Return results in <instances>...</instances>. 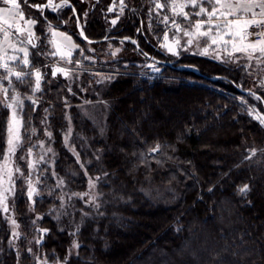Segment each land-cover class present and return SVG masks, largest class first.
<instances>
[{
	"label": "trees",
	"instance_id": "16d2710c",
	"mask_svg": "<svg viewBox=\"0 0 264 264\" xmlns=\"http://www.w3.org/2000/svg\"><path fill=\"white\" fill-rule=\"evenodd\" d=\"M71 1V7L62 11L47 8L44 14L38 12L35 31L43 51L31 60L36 68L50 65L42 54L50 53L49 40L55 30L69 32L79 45H88L77 25L79 37L69 31V20L77 23L78 17L79 21L83 18L81 2ZM117 1L95 3L84 30L87 39L107 37V43L131 38L136 44L128 42L129 46L140 55L156 52L165 61L168 58L172 66H164L168 74L165 79L120 76L106 90H97L101 100L111 104L104 133L93 121L74 112L77 133L72 144L88 146L85 152L79 148L82 161H89L87 171L99 177L102 204L97 212L90 209L92 217L81 219L78 212L56 222L46 214L58 201L47 196L38 199L35 212L29 213L24 184L29 171L21 157L44 140L45 119L57 151L56 171L69 179L70 192H83L88 176L64 145L62 132L69 104L62 98H71L69 90L49 87L42 91L36 108L31 103L26 105L25 119H31V127L37 132L31 134V127L25 129V143L17 156L24 175L17 181L14 208L27 236L24 245L39 224L35 218L44 215L40 225L49 232L41 251L52 261L67 259L71 233L78 228L82 246L67 264H264V160L259 168L252 162L263 159L264 127L239 101L254 99L240 90H248L244 69L192 53L174 59L156 48L144 32L145 15L154 9L148 0H124L125 18L114 31L117 37H111L105 15ZM46 25L48 31L42 28ZM254 92L264 96V90ZM257 105L264 111V103L258 101ZM7 117L3 110L0 162L6 151ZM156 145L160 150L153 154L151 149ZM252 150L261 156L252 159ZM50 182L44 177L42 186ZM245 185L248 191L241 192ZM151 190L152 196L147 194ZM163 192L165 197L156 200ZM10 238L0 211V264H33L28 253L19 259Z\"/></svg>",
	"mask_w": 264,
	"mask_h": 264
},
{
	"label": "rangeland",
	"instance_id": "374dc122",
	"mask_svg": "<svg viewBox=\"0 0 264 264\" xmlns=\"http://www.w3.org/2000/svg\"><path fill=\"white\" fill-rule=\"evenodd\" d=\"M81 2V5L83 6V18L78 21L77 23H74L72 21H68V28L69 31L73 32L76 36H78L77 32L75 31V27L77 25L79 31L82 28L83 33L85 30V27L87 25L89 16L91 11L93 10L95 3L98 2L99 0H78ZM129 1V0H128ZM21 4V9L20 11L23 12V19H19L17 16L16 22H18V25L22 29H28L29 27L31 28V31L34 33V38H33V43L36 45L35 47H32V45L27 44L26 42V35L27 33L24 32L23 34L20 35L21 40H25L24 44H20L16 40V32L15 29H13L12 32V37H11V42L16 45V47H27L29 51V56L28 59L30 61V66L25 67L24 65L20 64L19 60L15 61L14 63L10 64V66H13L16 68V71H24V72H31L34 69H39L41 72V90L40 91H32V87H34L35 84V78L34 76L28 80L27 84H21L20 82L16 81L15 78L12 80V85L15 86V92L19 93L20 99L23 100V105L22 107H18L16 109L17 111V116L22 120V127L20 128V135L22 138V146L25 143V129L31 127V119L26 120L25 119V111H26V105L31 103L32 101L27 99V97H32L33 100L36 101V104L34 105L35 108L39 105L38 103L41 102V94L43 90H48L50 87L51 90H69V95L71 98L66 99L62 98L63 102L68 105V108L66 109V126L63 127V136H68L67 144H65L64 140V145L66 148L72 152L74 156L75 153H79V161L81 164L84 165V169H86L87 164L89 161H82L83 159L81 158V152H85L84 150L88 149V146H83L81 147H76V145L72 144V139L76 131V121H75V113L80 112V116L84 117L90 121H93L96 127L99 128L100 132L104 133L106 130V122L109 117V108L111 107V104L108 101H103L101 100V95L97 93V90H106L110 84L115 82L120 76H134L138 77L139 80H158V79H165L167 78L168 74L165 75V67L158 62L154 61L153 59H162L161 56L159 57L156 52H153L152 56H143L140 55L136 50L129 44L128 42L135 41L134 39H117L119 41H113L110 40L109 42L101 45H93L88 43V45H79L75 38L69 33L61 30H55L53 31V36L50 38L49 43L52 45L51 46V51L50 53L47 54H42L43 58L47 61L50 60V65L45 67H39L36 68V66L32 63V58L34 55L38 56L40 54L43 46H41L43 43L40 38L37 37V33L35 31V27L37 26V17H38V12L36 8L29 7L24 4V0H19ZM71 0H69V3L71 4ZM35 3H40L43 4L40 0H28V5L35 4ZM55 4H60L61 0H54ZM149 6L154 7V5L151 3V0H148ZM115 4V7L113 8V5ZM124 11L123 14L120 13V1L113 2L110 8H113L112 11H107L108 15L106 14V26L108 30V34H112L111 37H117L115 29H118L122 25V21L125 18V12L127 10V6L124 3ZM11 8V5H5L3 4L2 0H0V8ZM65 7H61L57 9L56 11H62L64 10ZM47 8L44 9L43 13H45ZM85 13L87 15H85ZM164 15H169L171 16V13L168 11L167 8H165L163 11L160 10H154L153 9L148 12V15H145L146 21L144 23V32L149 36L150 40L155 43L156 48H160L161 51H164L166 54H169L171 58H178L182 54L186 53H197L198 49L196 47L197 41L193 42V46L188 49V51H184L182 48L180 49L179 55H172L168 53L163 47H161L162 44L168 43V44H173L174 43V38H173V32L169 31V26H166L165 24L161 23L160 21L163 19ZM3 18H6V14L0 13V23L3 25ZM34 20L36 23L34 25H27L25 23L26 20ZM179 19V17H177ZM199 19V18H196ZM116 20L117 22L115 24H112V21ZM12 22V21H10ZM149 24H151V29H149ZM171 24V20L169 21V25ZM48 25L42 27L44 30L48 29ZM52 32V30H51ZM114 32V33H112ZM167 33L168 35V41L163 40L164 34ZM57 34V36H55ZM63 34V35H61ZM60 35V36H59ZM71 37V46L69 45V41L65 39V37ZM79 37V36H78ZM119 37V36H118ZM107 38V37H106ZM178 38L180 39V44L185 45V41L188 39V37H184L183 33L178 34ZM87 41V40H86ZM123 41V43H121ZM249 41V37L247 40L241 41V44L243 46L247 45L246 42ZM136 42V41H135ZM68 43V44H67ZM249 43V42H248ZM136 44V43H135ZM72 45H78V47H72ZM199 45L201 48H203L204 41L203 39L199 40ZM186 46V45H185ZM5 48H7V45H4ZM216 45H213V48H216ZM221 48L223 46H220ZM116 49H120L119 52H116ZM81 50H83L81 52ZM43 51V50H42ZM7 55H17V56H22V53L13 52L11 48H7ZM199 55V54H197ZM259 55V53H257ZM202 56H209L212 58H215L216 60L222 62L226 61L230 65L234 66H241L244 69V74L247 75L248 80L245 81L246 87L251 90H262L261 88L258 87L259 83L264 80V64H257L256 61L253 59L249 61L244 54H235L234 57H227L226 54L221 51L219 54V58L216 57L215 53L213 52L212 49L209 50L208 55H202ZM40 57V56H39ZM85 57H89L90 59H86ZM50 58V59H49ZM40 59L43 61V59L40 57ZM173 59V60H174ZM69 60L71 62H69ZM169 61L168 58H166V61ZM222 60V61H221ZM251 64V67L248 65ZM57 68H62L66 71L69 72V76L65 77L62 73L56 72ZM185 68V67H183ZM188 68L187 70H193L197 72L196 69L191 68V67H186ZM4 70L0 68V74H3ZM55 72V75L53 73ZM48 74V75H46ZM47 76V78H46ZM166 76V77H165ZM110 77V78H109ZM47 79V80H46ZM47 83V89L45 87V82ZM190 82L194 83V80H190ZM244 82V81H243ZM4 87L9 88V101H11V98L14 96L13 88L12 86H9L7 81H3ZM25 90V91H24ZM96 94H98L99 98L97 97V100L94 101L93 98L96 97ZM91 97V98H90ZM239 101L245 105L249 110L255 108L258 110V112L262 115H264V111H261L259 108L258 101L255 99H252V101L245 99V98H239ZM243 101H247V103H243ZM4 96L2 91H0V114L2 113L3 110H6L8 112V117L6 118V123L11 115V109L7 108L4 106ZM34 113L31 114V117H33ZM47 115V114H46ZM49 116V114H48ZM48 118V117H47ZM258 121V120H257ZM259 122V121H258ZM260 123V122H259ZM45 131H49V123L47 119L44 121ZM264 127V125H262ZM33 126L31 127V129ZM37 132V131H36ZM51 132V131H49ZM52 133V132H51ZM31 134H33L31 130ZM8 135V133H7ZM78 135V134H77ZM84 134H79V136H83ZM78 136V137H79ZM7 140V138H6ZM43 141V149L40 147V142ZM38 141L37 143L34 144V146H31L32 148V157L29 158L27 155V151L24 152V162L25 165L27 166V163L29 159L32 160H37L40 155H44L45 162L38 163L36 165V170L32 171L28 167L29 175L31 174V179L32 182L36 185V188L38 189V195L34 194L31 200L29 199V213L32 215L33 212H35L34 208L36 206V202L38 199L41 197H48V198H53L58 201L54 202L53 206L51 209L48 210V215H52L54 221H61L62 219L66 220L69 219V217L72 215L75 217L78 212L81 213L80 218L83 219L85 217H92L94 214L93 212L91 213L90 209L95 208V212L99 211L101 208L102 204V196L100 193V187H99V179H96L98 176L97 175H91L89 174V170L87 171V176H88V182L86 185V189L83 192H89V196L85 197L84 200H81L77 196H72V193L70 192V185H69V179L66 177L62 176L59 172L56 171V160H57V151L54 147V142H53V133L52 137L49 140V138L45 135L44 140ZM21 147L17 148L15 156L10 157V160L12 163L8 165V167H11L13 169V176L12 180H8V176L6 174V171H2L3 169V164L4 161L2 160L0 162V175H2V180H0V191H3L6 188H12V192H5V195L7 196V207H8V212L3 211V205L0 204V211L4 216V219L7 221L10 233H11V238H10V245L11 247L18 253L19 259L21 258V255H24V253H28L32 256L33 259V264H40L41 261H44L45 259L47 260V264H67L68 259H70L72 256H76L79 253L80 247L82 246L81 239L79 237L80 230L74 229L72 233H75V235H72V244L70 247L69 255L67 259L65 260H57V261H52L49 256H46L44 253L41 251V246L44 245L45 242V237L48 234L49 230L47 229L46 232H42L43 228L40 224V221H42L46 216H38L35 218L36 221L39 222V224L36 223V229L35 233L32 235L31 239L27 242L26 245H24L23 240L27 238L26 234L24 233L18 217L17 213L14 208V200L16 196V185L18 179L21 177L19 173H15V168L19 167L18 164V152L21 150ZM48 147H51L53 149V152L45 154V151ZM7 148V144H6ZM78 148V149H77ZM73 149L75 150L73 152ZM256 154L252 155L253 158L255 159L258 156L257 151H255ZM156 153V152H154ZM153 153V154H154ZM97 155V153H96ZM77 158V157H76ZM264 160L259 158L258 160H252L254 166L256 165L258 168L260 165L261 161ZM20 168V167H19ZM21 170V168H20ZM87 170V169H86ZM55 172L56 175L53 176L52 173ZM28 175V177H29ZM44 177H49L52 182L47 186V184L43 185L44 189L41 192V189L43 188L42 186V180ZM92 178V180L95 182V188L89 190V178ZM37 178L39 179V183H37ZM63 178L64 180V185L58 187L57 186V181L59 179ZM26 191H28V183L27 179L24 182ZM14 185V186H13ZM166 191V190H165ZM81 192V193H83ZM148 195L152 196L153 190H151ZM95 195L96 200L92 203H89L88 201L90 200L91 196ZM147 195V196H148ZM28 196V195H27ZM63 196V201L59 197ZM71 197V199H69ZM164 196V192L160 193L158 196H156V200L162 199ZM77 199H79L81 202H79ZM98 205V207H97ZM75 209H78L79 211H76ZM87 213V215H85ZM15 219L17 224L19 225L18 228L14 227L11 224V220L9 219ZM36 217V216H35ZM74 221V220H73ZM65 227V226H64ZM19 232L20 235L19 237H14L13 232ZM37 240H40L41 242L38 244ZM76 243L79 245V247H73V243ZM32 249V251L29 253L27 249ZM39 258V260L37 259ZM20 261V260H19ZM18 264H22L21 261Z\"/></svg>",
	"mask_w": 264,
	"mask_h": 264
},
{
	"label": "snow or ice",
	"instance_id": "6c2138e0",
	"mask_svg": "<svg viewBox=\"0 0 264 264\" xmlns=\"http://www.w3.org/2000/svg\"><path fill=\"white\" fill-rule=\"evenodd\" d=\"M3 4L11 5V8H0V13L6 14V18H3V25H0V51L3 52V55H0V68L4 70L3 74H0V91H2L4 96V106L11 109V115L7 121V148L3 154V169L2 171H6L8 176V180H12L13 169L8 167L12 161L10 157H14L17 148L22 146V138L20 135V128L22 127V120L17 116L16 109L18 107H22L23 100L20 99L19 93L15 92V86L12 85V80L15 78L16 81L21 84H27L28 80L34 76L35 84L32 87V91H40L41 90V72L39 69H34L31 72L24 71H16V68L10 66V64L19 60L20 64L25 67L30 66V61L28 59L29 51L27 47H16L15 44L11 42L12 32L15 29L16 32V40L20 44H24L25 40L20 39V35L24 32L27 33L25 39L27 44L35 47L36 45L33 43L34 33L31 31V28L22 29L19 27L18 22H16V17L19 19H23V12L20 11L21 4L19 0H2ZM151 3L154 5V10L163 11L165 8L171 13V16L164 15L163 19L160 21L161 23L169 26V31L173 32L174 43L168 44L164 43L161 45L168 53L172 55H179L180 49L182 48L184 51H188L190 47L193 46V42L197 41L196 47L198 49L197 53L199 55H208L209 50L212 49L215 53L216 57L219 58V54L223 51L227 57L231 58L235 56L236 52L244 53L245 57L251 61L255 60L257 64H264V0H151ZM24 4L36 8L41 13H43L45 8L52 9L53 11L61 8V7H71L69 0H61L60 4H55L54 0H47V3L40 4L35 3L28 5V0H24ZM120 13L123 14L124 11V0H120ZM115 4L113 5V8ZM113 8H110L109 11H112ZM185 9H190L186 11ZM75 13V9H72ZM85 15H87L85 13ZM179 17V19H177ZM199 18V19H196ZM171 20V24L169 25V21ZM12 21V22H10ZM79 21V17L77 18V22ZM117 21L113 20L112 24H115ZM25 23L29 26L34 25L36 21L34 20H26ZM255 27L257 29L256 32H249L248 29ZM149 29H151V24H149ZM183 33L184 37H188L185 41V45L180 44V39L178 38V34ZM63 35V34H61ZM256 36L257 40L243 47H237L234 42L237 37L240 38L241 41L247 40L249 36ZM81 36H83V29L81 28ZM225 37H229V39H225ZM67 41L71 44V37H65ZM87 40V37H84ZM129 39V38H126ZM203 39L204 47L201 48L199 45V40ZM164 41H168L167 33L163 36ZM91 43V41H88ZM123 43V41H121ZM132 43H136L132 41ZM7 45V48H11L13 52L22 53V56L17 55H7V48L4 47ZM213 45H216V48H213ZM223 45L221 48L220 46ZM72 47H78V45H72ZM83 50H81L82 52ZM120 49H116V52H119ZM259 53V55H257ZM146 55V54H145ZM86 59H90L89 57H85ZM69 62H71L69 60ZM251 67V64L248 65ZM264 71V69H262ZM56 72L62 73L65 77L69 76V72L62 69L57 68ZM55 75V72L53 73ZM110 78V77H109ZM3 81H7L9 86H12L14 96L9 101V88L4 87ZM259 88L264 90V80H262L259 85ZM70 90V89H69ZM249 94L257 101L264 103V96L258 95L256 92L251 89L248 90ZM27 99L32 101V104L35 105L36 101L32 99V97H27ZM243 103H247V101H243ZM47 111V110H45ZM250 115H253L254 119L258 120L261 125H264V115L260 114L257 109L253 108L249 112ZM33 134H35L36 129H32ZM49 140L52 137V133L49 131H45L44 133ZM65 144H67L68 136L64 137ZM44 142H40V147L43 149ZM160 150V146L156 145L151 149V152H157ZM27 155L29 158L32 157V148L29 147L27 150ZM45 151V154L53 152L51 147H48ZM75 150L73 149V152ZM255 150H252V155H255ZM77 157V162H79V153H75ZM98 158V157H97ZM250 158V157H248ZM21 159H24L22 156ZM45 162L44 155H40L37 160L29 159L27 163V167L35 171L36 165L38 163ZM84 165L81 164V168ZM15 173H19L20 176H23L24 173L20 170L19 167L15 168ZM85 174H87V170L85 169ZM53 176L56 175L55 172L52 173ZM28 183V198L31 200L34 194H39L36 185L32 182L31 174L26 178ZM96 179H99L97 177ZM0 180H2V175H0ZM37 183H39V179L37 178ZM64 180L63 178L57 181V186H63ZM14 186V185H13ZM95 188V182L92 178H89V190ZM241 192H247L248 186L245 185L240 189ZM5 192H12V188H6L3 191H0V204L3 205V211L8 212V207L6 204L7 196ZM72 196H77L81 200H84L85 197L89 196V192L83 193H72ZM61 201H63V196L59 197ZM71 199V197H69ZM96 200V196L92 195L89 203H92ZM98 207V205H97ZM87 215V213H85ZM11 224L18 228L15 219H11ZM78 230V229H77ZM42 232H46L47 229H42ZM19 232H13L14 237H19ZM75 235V233H72ZM41 241L37 240L39 244ZM73 247H79L75 242L73 243ZM30 253L32 249H27ZM39 260V258L37 257ZM40 264H47V260L41 261Z\"/></svg>",
	"mask_w": 264,
	"mask_h": 264
},
{
	"label": "water",
	"instance_id": "95a60500",
	"mask_svg": "<svg viewBox=\"0 0 264 264\" xmlns=\"http://www.w3.org/2000/svg\"><path fill=\"white\" fill-rule=\"evenodd\" d=\"M80 33H81V29H80ZM86 37L85 34L83 33V38ZM88 41H91L90 44H98V43H103V42H106L107 39H102V40H90V39H87V42ZM89 43V42H88ZM202 56V55H201ZM205 58H208L212 61H215V62H219L218 60H216L215 58H212V57H209V56H203ZM154 61L158 62L159 64L163 65V66H172V63L171 62H168V61H165V60H161V59H153ZM178 69H183V67H177ZM242 93L244 94H249L248 90H243V89H240Z\"/></svg>",
	"mask_w": 264,
	"mask_h": 264
},
{
	"label": "crops",
	"instance_id": "0c3cea01",
	"mask_svg": "<svg viewBox=\"0 0 264 264\" xmlns=\"http://www.w3.org/2000/svg\"><path fill=\"white\" fill-rule=\"evenodd\" d=\"M8 8V7H6ZM186 11H189L190 9H185ZM1 23V22H0ZM2 24V23H1ZM0 24V25H1ZM249 32H252L251 28L248 29ZM0 36H2V33H0ZM55 36H57V34H55ZM60 36V35H59ZM225 39H229V37H225ZM237 45V47H243V45L241 44V40L239 37L236 38V40L234 41ZM249 43L251 42H254V39H253V36H249ZM248 42H246V44H248ZM68 44V43H67ZM69 45L71 46V44L69 43ZM223 46V45H221ZM235 54H244V53H241V52H236ZM0 55H3V52L0 51ZM222 61V60H221ZM222 62H226V61H222Z\"/></svg>",
	"mask_w": 264,
	"mask_h": 264
},
{
	"label": "built area",
	"instance_id": "2783aa9c",
	"mask_svg": "<svg viewBox=\"0 0 264 264\" xmlns=\"http://www.w3.org/2000/svg\"><path fill=\"white\" fill-rule=\"evenodd\" d=\"M251 30H252V32H256L257 31V29L255 27H252ZM253 39H254V41H256L257 37L253 35Z\"/></svg>",
	"mask_w": 264,
	"mask_h": 264
}]
</instances>
